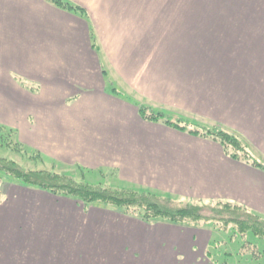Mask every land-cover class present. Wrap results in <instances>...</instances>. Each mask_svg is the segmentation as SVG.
Returning a JSON list of instances; mask_svg holds the SVG:
<instances>
[{
    "label": "crops",
    "instance_id": "crops-1",
    "mask_svg": "<svg viewBox=\"0 0 264 264\" xmlns=\"http://www.w3.org/2000/svg\"><path fill=\"white\" fill-rule=\"evenodd\" d=\"M64 1L83 12L0 0V126L50 165L97 174L95 184L264 216V0ZM142 106L235 133L250 158L145 120ZM2 195L0 264L68 254L80 264H229L211 260L208 227L146 223L7 180ZM11 211L24 223L18 238L4 234Z\"/></svg>",
    "mask_w": 264,
    "mask_h": 264
},
{
    "label": "trees",
    "instance_id": "trees-1",
    "mask_svg": "<svg viewBox=\"0 0 264 264\" xmlns=\"http://www.w3.org/2000/svg\"><path fill=\"white\" fill-rule=\"evenodd\" d=\"M46 1L62 9L83 12V9L64 0ZM140 114L145 120L163 121L172 127L188 130L192 134L212 137L220 142L234 158L246 160L250 158L247 145L239 135L221 127H206L190 119L175 117L163 110L151 109L148 106L140 107ZM15 155L21 156L23 161L15 159ZM44 162L39 152L29 150L17 140L13 129L0 126V204L3 197L2 185L4 180L9 178L22 186L81 202L85 207L98 205L118 208L123 210L126 215L140 218L146 223L162 220L173 225L208 227L217 232L229 234L228 237H231L232 243V238H240V236L244 238L249 234L264 241V216L238 204L221 201L207 203L201 200L182 202L172 196L153 191L118 188L103 182L95 184L86 182L85 171H81V173L83 172L82 179L78 180L73 174L56 171L55 167L52 170L45 169L42 167ZM253 164L263 167L258 162H253ZM241 210L250 214L251 217L248 216L245 219L240 216L238 212ZM230 234H233V237ZM226 242L229 243L228 240ZM248 246L250 249L255 248L258 251L248 255L249 253L246 252ZM240 250L237 254L229 251L227 256H250L253 261L261 259L263 256L257 243L244 241ZM210 254L213 252L210 251Z\"/></svg>",
    "mask_w": 264,
    "mask_h": 264
},
{
    "label": "rangeland",
    "instance_id": "rangeland-1",
    "mask_svg": "<svg viewBox=\"0 0 264 264\" xmlns=\"http://www.w3.org/2000/svg\"><path fill=\"white\" fill-rule=\"evenodd\" d=\"M175 117H177V115H175ZM14 158L19 160V161H21V162L23 161V158L21 156L15 155ZM44 163L45 164H42V167H44L45 169L48 168V169L52 170L55 167L56 171H58V172H61L63 174L64 173L73 174V175H75V177L78 180L82 179L81 175H80V172L77 169H74V168L70 169L68 167L59 168V167H57V166H55L53 164L50 165L48 162H44ZM98 177L99 176H97V174H94V175L90 174V176H88L86 178V182H92L93 183V182H95L97 180ZM4 181L6 182V180H4ZM11 181H12L11 179L7 178V182L13 183ZM179 200L181 201L182 199H179ZM183 201H185V200H182V202ZM217 202H219V201H217ZM213 203H215V202H213ZM238 214L240 216L244 217L245 219L248 218V216L251 217L250 214H248L244 210H241L240 212H238ZM14 220H15L16 226H15V231L14 230L12 231L11 227H12V223H13ZM22 223L23 222H22L21 216L19 217V215H17L13 211H11V213L9 215V221H8L7 229L5 230L4 234L9 236V235H12L13 232H14L16 238H18L21 233H20V231L18 229L17 224H19V226H20ZM75 224L77 225V221H76ZM70 227H72V225ZM66 228H68V223L65 221L64 225H63V227H62V229L60 231L59 238H58V254H59V251L62 250V248H63L62 247L63 243L67 241V240H65L66 238L64 239L62 236L64 235L65 232L70 234V229L66 230ZM74 228H76V227H74ZM230 235H232V237H233V234H230ZM65 236H66V234H65ZM228 236H229V234H225V233H219V232L215 233V237L213 239L214 240L213 242H215V243L210 249V251L213 252V255L212 254L210 255L211 260L216 261V260H220L221 259V260L225 261V259H226L229 262V264H263L264 260H261L262 258L261 259H256V260L253 261V259L250 256H245V257L234 256L235 258H231V257H226L225 253H226L227 250L232 252V253L234 252V254L239 253L241 251L240 250L241 247L244 244V241H248V242H251L253 244L257 243L258 248H259L260 252L263 255L264 254V241L258 240L255 236L249 234L248 237H244V238L242 236H240V238H235L234 237V238H232L233 239V243H231V241H230L231 237H228ZM225 240L226 241L228 240L229 243H227ZM16 244H17V246H19V245L22 246V242H19V243H16ZM88 247H84L83 250L86 251ZM90 249H91V247H89L87 251H89ZM257 251H258V249H256V250H255V248L254 249H250L249 246L247 247V250H246V252L249 253L248 255H251V253H256ZM85 256H87V254ZM98 256L99 255H97L96 258ZM58 257H59V255H58ZM142 257L144 258L143 255H142ZM68 258L69 259L64 261L63 264H78V263L80 264L81 263V260L79 262V259L76 256L72 259V255L68 254ZM127 258H128V260H127ZM127 258L125 260V264H131L130 260H129L130 256L129 257L127 256ZM210 258H208L209 259L208 261H211ZM97 263H99V262H96L95 264H97ZM196 263L200 264L201 261L198 260ZM211 263L214 264L212 261H211ZM211 263H209V264H211ZM141 264H144V263H141Z\"/></svg>",
    "mask_w": 264,
    "mask_h": 264
}]
</instances>
